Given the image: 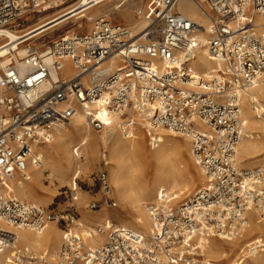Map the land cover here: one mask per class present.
<instances>
[{"label":"built area","instance_id":"built-area-1","mask_svg":"<svg viewBox=\"0 0 264 264\" xmlns=\"http://www.w3.org/2000/svg\"><path fill=\"white\" fill-rule=\"evenodd\" d=\"M46 1L0 0V33ZM192 2L209 29L179 10L178 0H149L136 11L146 22L138 37L108 16L97 17L88 33L63 34L46 52L27 46L21 56L11 49L0 62V221L8 226L0 229V264H228L206 259L196 239H237L250 212L264 219V163L242 168L235 151L247 136L237 92L264 75V25L257 22L264 20V0ZM201 28L215 69L196 80L190 67L202 46ZM78 114L96 132L118 116L125 136L139 127L151 147L161 143L163 129L189 136L205 182L180 203L160 190L147 205L153 226L148 234L121 225L83 227L75 182L64 210L19 199L8 186L11 179L31 180L32 169L43 163L41 147ZM80 148L73 152L81 162ZM97 178L103 198L91 201V210L115 205L106 173ZM50 223L62 229L57 251L20 243L17 231L39 234ZM97 233L101 242H85ZM249 256L244 252L234 263Z\"/></svg>","mask_w":264,"mask_h":264},{"label":"bare ground","instance_id":"bare-ground-1","mask_svg":"<svg viewBox=\"0 0 264 264\" xmlns=\"http://www.w3.org/2000/svg\"><path fill=\"white\" fill-rule=\"evenodd\" d=\"M93 1L47 0L42 8L34 11L38 13V19L33 23L22 28H18L19 24L3 28L0 33V62L6 61V55L11 49L17 50L19 55L24 56L27 50L25 43L34 44L36 48L45 47L42 52H46L48 43L40 41L45 37L46 32L67 26L69 27L65 34L76 32L84 26L90 31L91 22L97 15L111 17V14L119 12L134 37H138L146 26L143 19L134 17L132 13L131 7L136 3L135 0H96L94 3ZM177 8L200 26L209 29L208 18L192 0H178ZM84 19L87 22H84ZM257 22L264 25L262 17H257ZM198 34L202 46L190 67L192 78L196 80L205 79L208 75L212 76V70L215 69V61L210 57L206 44L207 31L201 28ZM237 93L240 97L239 109L242 121L250 131L235 149L237 163L251 168L264 156V75L260 82ZM136 119L140 121L139 118ZM119 123L120 118L113 116L109 126L99 136L90 133L91 128L82 114L74 117L71 124L60 125L55 129L52 141L41 147L42 155L46 156L44 164L42 163L38 169H32L31 180L16 175L8 184L10 190L19 199H27L37 205L39 203L51 205L52 202L46 203L43 197L50 196L52 192L53 195L57 192L55 196L61 194L60 189L68 184L74 162H80L73 154V146H71L73 142L76 140L87 158L81 161L85 169H88L97 157L99 146L104 144L110 155L107 164L110 166L112 184L121 205L118 214L125 218L122 224L146 234L150 233L153 226L146 201L154 191L155 197L164 189L175 194L176 198L189 197L195 192L198 184L205 182V174L191 152L189 136L182 134L185 138L180 140L179 134L163 129L159 132L161 143L157 147L145 146L142 134L146 133H142L143 131L136 127L132 136H125L119 128ZM184 162L189 163L188 171L182 174L181 165ZM45 172H48L51 179L49 187L43 182L46 177ZM83 219L89 225L111 224L110 212L107 209L93 213L84 211ZM246 223L242 237L227 240V244L217 242L218 238L214 237L198 238L196 244L208 257L215 260L235 257L244 251L251 256L249 264H264V219H259L255 210L248 214ZM3 228L8 226L0 221V229ZM61 231V228L49 224L43 233L21 229L17 234L21 244L24 243L36 250L57 251L62 241ZM103 238V234L97 233L94 237H85L84 240L94 246ZM231 260L232 264H235L233 257ZM245 260L239 264H248Z\"/></svg>","mask_w":264,"mask_h":264},{"label":"rangeland","instance_id":"rangeland-1","mask_svg":"<svg viewBox=\"0 0 264 264\" xmlns=\"http://www.w3.org/2000/svg\"><path fill=\"white\" fill-rule=\"evenodd\" d=\"M70 1L72 2V1H75V0H70ZM135 1H136V3H133V5L131 7V10H132V13H133L134 17L137 18V15H136L137 9H140L141 7H144L145 4L149 0H135ZM99 16H102V15H97V16H95V18H97ZM110 18L113 20V22L120 23L122 25H126L127 26V23L125 21H123V19L121 18V14H119V12H116V14H111ZM37 19H38V13L35 12V13H33V15L31 14V15L23 16L21 19H19L16 22V24H19L18 28H22L24 26H27V25L33 23ZM84 22H87V20L84 19ZM92 26H93V22H91L90 28H92ZM68 27L69 26L63 27V28H61L59 30L46 32L45 33L46 34L45 37L40 39V41H44V43H48V45H50L52 43V40H54V39L58 38L59 36L65 34L66 29ZM77 32L81 33V34L88 33L86 26H84L83 28L78 29ZM26 44L27 43H25V47H27V46L34 47V44H27V45ZM38 49L40 51H42V49H46V48L45 47H42V48L38 47ZM140 130L143 131L142 133H145L144 130H142L141 128H140ZM90 133L99 136L100 134H102V131L101 132H96V131L91 129ZM245 133L247 135L250 133V131L248 130L247 126H245ZM142 136H143L144 145L145 146H150L148 144V135L142 134ZM245 137H247V136H245ZM184 138H185L184 135H182V134L180 135L179 134V139L180 140H184ZM77 145H79V144H77V142L75 140V142H73V144L71 145V146H73L72 150ZM80 151H81V153L83 155L82 148H80ZM73 154H74V152H73ZM74 156H75V154H74ZM103 157H106V158L103 159ZM83 158H85V155H83ZM236 158H237V156H236ZM261 158L262 159L260 160V162L255 163L251 168H247V167H245L243 165H240V164H239V166L242 167V168H245V169H253L255 166H257V165H259L261 163H264V156H262ZM43 159H44L43 160V164H44V161L46 160V156ZM85 159L87 160V158H85ZM104 160L106 162L110 161V155H109L108 148L106 146H104V144H103V145L99 146V149L97 151V157H95L94 161L92 162V164L89 166L88 169H85L84 165H82L83 164L82 162H78V161L74 162V165L72 166V169H71V171L69 173L70 176L68 178V184L65 187H62L60 189V192H62L61 194H58V195L55 196V194L57 192L54 193V195H53V192H52L50 196H46L45 195L43 197V199L46 200V203L52 202L51 205H45L43 203L42 204L39 203V204H41V205H43L45 207H49L50 209L56 210V211L57 210H64L67 207V205L70 203V198H71L70 188H72L74 186V182H75L77 184V186L80 187L79 188L80 198L75 203V206H76V208L78 210V213H79V222L83 223V227H85V228L94 227L96 225V224L89 225V223H87L83 219V212L84 211L93 213L94 211H101V210L107 209L110 212L111 224L110 225L108 224V225H105V226L101 225L102 227H104L106 230L111 229V226H113V225H121V226H125L127 228H129V227L132 228L131 226L122 224V221H124L125 218L118 214V212L121 210L120 201L118 199V195H117V193H116V191H115V189L113 187V184H112L111 176H110V173H109V167L110 166L108 164H104ZM188 164H189L188 162L182 163V165H181V169H183L182 170L183 171L182 174H185L186 171H188ZM100 171H104V173H106L107 178L109 180V183L112 186V191H113L112 197H113V200L115 202V205H113L111 207H108V206H106L104 204H101L99 208L91 210V209H88V204L91 201H93V200H101L103 198V192L100 190V186H99V182H98V178H97ZM45 174H46V177H44L43 182H44L45 185H47V187H49V186H51V179L48 176L49 175L48 172H45ZM201 185L202 184H198L195 187L196 190ZM189 197L183 196L182 198H177L175 200V202L176 203L183 202V200H185V199H187ZM155 198L156 197H155V191H154V194L147 199L146 205H148L149 202L155 200ZM25 200L30 202L27 199H25ZM259 219H261V218L259 217ZM51 224H54L56 227L60 228V226L58 224H56V223H50V225ZM61 233H62V231H61ZM214 238H218V237H214ZM238 238H240V237H238ZM217 242H219V243L221 242V243L227 244L228 241L226 239H222V238L219 239L218 238ZM36 251L40 252L41 249L40 250H36ZM49 251L53 252V250H49ZM242 253H244V251ZM203 254H204L205 258L208 259V260H213V261H218V262L222 261V262H225V263H228V264H232L233 263V261L231 260L232 257H233L234 260H237V258L241 255V254H238V256H235V257L234 256H229L228 258H224V259H221V260H215V259H212V258L208 257L205 251H203ZM250 258H251V256L247 257L246 260H245L248 264L251 262Z\"/></svg>","mask_w":264,"mask_h":264}]
</instances>
